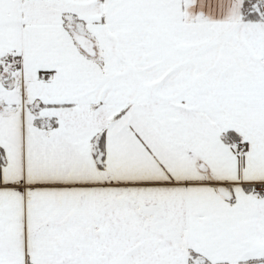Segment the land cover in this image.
<instances>
[{"label":"snow or ice","instance_id":"snow-or-ice-1","mask_svg":"<svg viewBox=\"0 0 264 264\" xmlns=\"http://www.w3.org/2000/svg\"><path fill=\"white\" fill-rule=\"evenodd\" d=\"M0 264H264V0H0Z\"/></svg>","mask_w":264,"mask_h":264}]
</instances>
